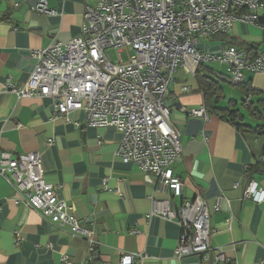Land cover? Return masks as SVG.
<instances>
[{"label":"crops","instance_id":"obj_1","mask_svg":"<svg viewBox=\"0 0 264 264\" xmlns=\"http://www.w3.org/2000/svg\"><path fill=\"white\" fill-rule=\"evenodd\" d=\"M36 1L0 0V150L12 156L39 154L45 180L74 207L81 226L91 230L92 244L69 226L42 218L0 176V264H117L123 254H132L134 262L142 256L141 264H264V200L244 198L249 180L264 189V173L253 171L258 163L264 168V135L236 129L212 113L204 119L186 112L204 107L196 66L188 58L167 93L170 123L180 134L181 156L171 169L182 182L181 193L174 195L154 174L146 179L137 164L117 155L119 130L88 126L81 110L59 114L47 96L19 97L4 88L7 79L16 86L28 80L36 63L32 52L80 35L86 6L97 2L46 0L57 12L48 15L32 10ZM260 31L235 23L226 41L212 36L200 40L198 48L218 54L227 45L262 47ZM203 65L221 87L218 106L238 110L248 125H264L247 107L264 100V70L246 74L254 92L247 95L224 78L226 66L223 74V64ZM197 194L210 213V250L206 259L196 254L176 258L178 224L151 214L154 202L178 207ZM218 251L222 260L216 259Z\"/></svg>","mask_w":264,"mask_h":264},{"label":"built area","instance_id":"obj_2","mask_svg":"<svg viewBox=\"0 0 264 264\" xmlns=\"http://www.w3.org/2000/svg\"><path fill=\"white\" fill-rule=\"evenodd\" d=\"M32 10L57 14L46 0H37ZM235 23L264 31V0H97L84 10L80 35L32 52L36 63L28 80L16 86L7 79L4 88L19 97L47 96L59 114L81 110L88 126L119 130L117 155L137 164L146 179L154 174L178 196L182 182L173 176L171 165L180 159L181 145L180 134L170 123L169 85L188 58L194 67L225 64L224 78L232 85L242 84L246 74L263 71L264 45L251 49L227 45L218 54L199 50L200 40L228 34ZM186 112L208 118L204 107ZM0 176L10 180L21 200L42 218L69 226L72 234L92 244L91 230L81 226L74 207L59 199L56 186L45 180L37 152L12 156L0 150ZM244 198L262 201L264 189L249 180ZM214 209H219V201ZM155 213L178 224L176 258L190 254L207 258L210 213L201 195L178 207L155 201L151 214ZM133 257L123 254L117 264H141L142 256L135 262ZM216 259H223L220 251Z\"/></svg>","mask_w":264,"mask_h":264},{"label":"trees","instance_id":"obj_3","mask_svg":"<svg viewBox=\"0 0 264 264\" xmlns=\"http://www.w3.org/2000/svg\"><path fill=\"white\" fill-rule=\"evenodd\" d=\"M226 34H218L214 35L213 37H222V39H226ZM226 41V40H225ZM229 43L230 40H228ZM243 47H247L249 49L251 48H258L259 45L257 44H244ZM194 77L200 86V89L202 90L204 94V108L206 112L215 114L220 116L221 118L226 119L228 122L233 124L236 129H239L241 131H247L252 130L254 132H257L258 134L264 135V125L262 123L256 124L254 126L248 125L242 121V115L238 112V110L230 109L228 107H220L217 105V98L220 97V89L221 87L218 84V81L210 75V72L204 67L203 64H198L196 66V69L194 71ZM219 79H222L218 76ZM250 79L247 81L244 80L242 84H239L243 90L244 93L249 95L250 93H254L250 89L249 85ZM212 99H214L212 101ZM259 107L253 106L251 103L247 105L248 112L251 114L252 117L257 118L258 120H264V100L259 101ZM254 172L263 174L264 168L260 163H258L254 169ZM223 264H233L231 261H226Z\"/></svg>","mask_w":264,"mask_h":264},{"label":"rangeland","instance_id":"obj_4","mask_svg":"<svg viewBox=\"0 0 264 264\" xmlns=\"http://www.w3.org/2000/svg\"><path fill=\"white\" fill-rule=\"evenodd\" d=\"M258 30L260 31V29L258 28ZM239 31H241V30H239ZM261 32V31H260ZM203 40V39H202ZM219 63V62H218ZM221 64V63H220ZM222 67H224L223 69V74H224V71H225V64H223V66ZM236 89V88H235Z\"/></svg>","mask_w":264,"mask_h":264}]
</instances>
